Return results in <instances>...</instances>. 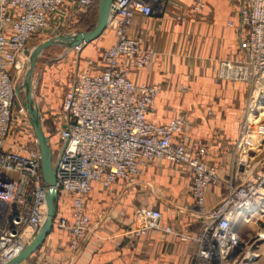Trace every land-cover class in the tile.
Listing matches in <instances>:
<instances>
[{
    "label": "built area",
    "instance_id": "obj_1",
    "mask_svg": "<svg viewBox=\"0 0 264 264\" xmlns=\"http://www.w3.org/2000/svg\"><path fill=\"white\" fill-rule=\"evenodd\" d=\"M96 1L0 0V264L22 251L46 214L41 153L26 109L15 104L16 80L28 63L27 44L33 35L67 20L68 12L77 8L85 12ZM163 1L113 0L114 44L101 52L99 61L86 58L84 69L77 71L64 94L60 122L54 134H47L52 154H56L53 166L59 196L71 197V219L60 216L57 225L69 233V248L75 251L90 227L86 199L94 182L108 188L121 179L129 186L147 163L167 161L191 172L190 191L201 212L198 229L184 233L162 225L160 210L140 206L130 234L138 239L150 230H160L191 243L195 246L192 264H253L255 240L245 248L252 238L242 239L233 226L242 211L264 200V173L254 175L252 170L259 143L250 134L249 120L242 124L234 144L236 170L224 181L217 167L205 159L204 146L189 147L183 115L165 123L148 119L160 86L129 78L132 70L147 66L156 53L127 34L132 17L156 13ZM230 2L238 17L239 56L219 59L215 73L224 80L254 82L264 61V0ZM203 7V0H194V11ZM228 24L233 25V21ZM20 130V141L11 139L12 131ZM28 141L29 147L24 143ZM208 185L226 187L224 195L209 208L205 205Z\"/></svg>",
    "mask_w": 264,
    "mask_h": 264
},
{
    "label": "crops",
    "instance_id": "obj_2",
    "mask_svg": "<svg viewBox=\"0 0 264 264\" xmlns=\"http://www.w3.org/2000/svg\"><path fill=\"white\" fill-rule=\"evenodd\" d=\"M203 1L204 7L198 12L192 9L194 0H164L156 13L132 17L127 34L138 38L141 47H153L156 53L147 66L132 70L129 78L160 86L148 119L165 123L183 115L189 147L204 146L205 159L226 181L236 170L234 144L247 113L249 89L245 83L224 80L215 73L219 59L239 56L235 6L230 0ZM83 13V9H73L66 19L78 23ZM111 25L93 40H98L101 47L92 54L96 61L115 41L113 31L107 30ZM253 115L249 114V120ZM191 183L188 169L167 161L147 163L129 186L121 179L108 188L94 182L86 199L90 227L75 251L69 248V233L57 225L60 216L71 219V197L60 194L50 233L23 264H192L195 246L191 243L160 230H150L138 239L130 234L135 227V210L140 206L160 210L162 225L194 233L201 212L191 194ZM225 191V185H208L206 207L215 205ZM243 214L233 221L234 229L244 239L254 228L253 233L258 234L253 244L257 254L253 264H264V200L248 211L249 219L243 220Z\"/></svg>",
    "mask_w": 264,
    "mask_h": 264
},
{
    "label": "rangeland",
    "instance_id": "obj_3",
    "mask_svg": "<svg viewBox=\"0 0 264 264\" xmlns=\"http://www.w3.org/2000/svg\"><path fill=\"white\" fill-rule=\"evenodd\" d=\"M97 4L98 2L90 10L84 12L81 17L82 19H80L78 23L73 24L71 21L69 22V20H65L57 26L52 25V29H48L47 31L44 30L39 34L33 35L27 44L28 49H31L36 44L61 33H70L93 28L97 19ZM112 26L113 23L109 28H107V30L108 32L113 31L115 37L114 27L112 28ZM105 35L106 34H104V36ZM97 43L98 40L90 42L86 46L80 47L79 49L76 47L70 48L53 45L42 53L34 74L33 96L40 110L42 126L46 134H54L55 126L56 124H59L62 117L61 104L64 94L75 79L77 71L79 69H83L86 58H92V54L97 53V51L101 48ZM21 59H24L23 55L21 56ZM14 72L15 71H12V75H15ZM23 76L24 72L20 74L16 82L20 83ZM240 83L248 85L249 93L246 101L247 113L240 124L239 135L242 130V124L249 120V114L253 113L257 116L259 110L264 109V61L260 66L257 73V79L254 80V82ZM253 116H250L249 120L251 124L250 134H252V136L259 143V147L256 149L254 154L255 158L252 161V170L254 175H256L257 173H264V116L257 121L255 120L258 117ZM253 121L255 122L253 123ZM21 131L22 130L19 132L12 131L11 139H18V141H20L22 135ZM16 133L19 135L14 138V134ZM24 143L28 147L31 146V141ZM55 158L56 154L54 153L52 155L53 161ZM253 231H255L254 228L248 232L249 234L245 235L244 240H249L250 238H254V240H256L258 233H253Z\"/></svg>",
    "mask_w": 264,
    "mask_h": 264
},
{
    "label": "water",
    "instance_id": "obj_4",
    "mask_svg": "<svg viewBox=\"0 0 264 264\" xmlns=\"http://www.w3.org/2000/svg\"><path fill=\"white\" fill-rule=\"evenodd\" d=\"M113 0H98L97 19L93 28L61 33L46 39L28 51V63L20 83L15 85L16 101L27 111L29 122L41 153V173L47 185L46 190V215L37 233L32 240L24 246L22 251L5 264H23L39 249L46 236L50 233L57 214L59 191L56 187L55 169L53 166L50 137L44 132L40 110L33 96L32 77L42 53L53 45L63 47L83 46L98 38L106 29Z\"/></svg>",
    "mask_w": 264,
    "mask_h": 264
},
{
    "label": "bare ground",
    "instance_id": "obj_5",
    "mask_svg": "<svg viewBox=\"0 0 264 264\" xmlns=\"http://www.w3.org/2000/svg\"><path fill=\"white\" fill-rule=\"evenodd\" d=\"M111 15V14H110ZM110 23H112V18H111V16H110V18H109V21H108V24H110ZM107 24V25H108ZM112 28H113V26H112ZM115 33V32H114ZM115 42V41H114ZM114 42L112 43V44H114ZM111 44V45H112ZM81 47V46H80ZM79 47V48H80ZM79 48H77V49H79ZM30 51V50H29ZM38 64V63H37ZM84 66H85V63H84V65H83V69H84ZM34 73H35V71H34ZM34 73H33V76H34ZM32 81H33V77H32ZM34 82V81H33ZM32 88H33V83H32ZM255 116V115H254ZM253 116V117H254ZM264 116V109L263 110H259V113L257 114V116H255V117H258L255 121H257L258 119H261V117H263ZM255 121H253V123L255 122ZM52 150V149H51ZM59 199V198H58ZM254 208V207H253ZM252 209V208H251ZM251 209H249V211L251 210ZM241 213H244L243 214V216H245L246 217V219H247V216H251L250 214H248V211H242ZM46 215V214H45ZM242 216V217H243ZM241 217V216H240ZM242 219H244V217L242 218ZM248 246L247 245H245V248H247Z\"/></svg>",
    "mask_w": 264,
    "mask_h": 264
}]
</instances>
